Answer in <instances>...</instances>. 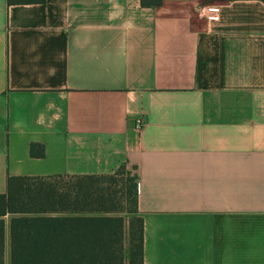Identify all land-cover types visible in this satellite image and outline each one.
<instances>
[{
    "label": "crops",
    "instance_id": "1",
    "mask_svg": "<svg viewBox=\"0 0 264 264\" xmlns=\"http://www.w3.org/2000/svg\"><path fill=\"white\" fill-rule=\"evenodd\" d=\"M122 164L144 264H264L262 0H0V193Z\"/></svg>",
    "mask_w": 264,
    "mask_h": 264
},
{
    "label": "trees",
    "instance_id": "2",
    "mask_svg": "<svg viewBox=\"0 0 264 264\" xmlns=\"http://www.w3.org/2000/svg\"><path fill=\"white\" fill-rule=\"evenodd\" d=\"M264 2V0H262ZM9 5L45 0H7ZM145 7L163 0H141ZM33 157L45 146L33 142ZM75 180L60 187L48 179ZM10 264H144V218L138 177L125 164L108 174L10 175L0 193V264L5 262L6 215Z\"/></svg>",
    "mask_w": 264,
    "mask_h": 264
},
{
    "label": "built area",
    "instance_id": "3",
    "mask_svg": "<svg viewBox=\"0 0 264 264\" xmlns=\"http://www.w3.org/2000/svg\"><path fill=\"white\" fill-rule=\"evenodd\" d=\"M220 8L214 7V6H208L203 8V11L205 15H217L219 13ZM138 124L140 127L144 125V121L142 119L138 120Z\"/></svg>",
    "mask_w": 264,
    "mask_h": 264
},
{
    "label": "rangeland",
    "instance_id": "4",
    "mask_svg": "<svg viewBox=\"0 0 264 264\" xmlns=\"http://www.w3.org/2000/svg\"><path fill=\"white\" fill-rule=\"evenodd\" d=\"M48 181L54 182V183L58 184V186H60V187H63V186L68 187L75 180H69V179H52L51 178V179H48Z\"/></svg>",
    "mask_w": 264,
    "mask_h": 264
}]
</instances>
